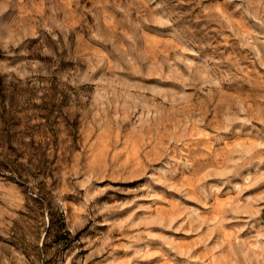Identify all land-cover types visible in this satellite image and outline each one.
<instances>
[{
	"label": "rangeland",
	"instance_id": "1",
	"mask_svg": "<svg viewBox=\"0 0 264 264\" xmlns=\"http://www.w3.org/2000/svg\"><path fill=\"white\" fill-rule=\"evenodd\" d=\"M0 264H264V0H0Z\"/></svg>",
	"mask_w": 264,
	"mask_h": 264
},
{
	"label": "trees",
	"instance_id": "2",
	"mask_svg": "<svg viewBox=\"0 0 264 264\" xmlns=\"http://www.w3.org/2000/svg\"><path fill=\"white\" fill-rule=\"evenodd\" d=\"M53 224V223H52Z\"/></svg>",
	"mask_w": 264,
	"mask_h": 264
}]
</instances>
